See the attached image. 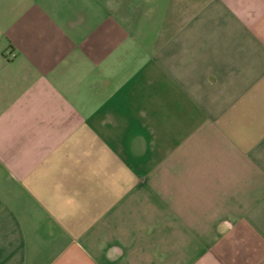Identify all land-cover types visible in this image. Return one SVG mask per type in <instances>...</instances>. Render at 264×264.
Listing matches in <instances>:
<instances>
[{
    "label": "crops",
    "instance_id": "1",
    "mask_svg": "<svg viewBox=\"0 0 264 264\" xmlns=\"http://www.w3.org/2000/svg\"><path fill=\"white\" fill-rule=\"evenodd\" d=\"M0 264H264V0H0Z\"/></svg>",
    "mask_w": 264,
    "mask_h": 264
},
{
    "label": "built area",
    "instance_id": "2",
    "mask_svg": "<svg viewBox=\"0 0 264 264\" xmlns=\"http://www.w3.org/2000/svg\"><path fill=\"white\" fill-rule=\"evenodd\" d=\"M8 57H9V58H14L15 55H14L13 53H9Z\"/></svg>",
    "mask_w": 264,
    "mask_h": 264
}]
</instances>
